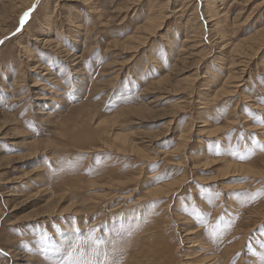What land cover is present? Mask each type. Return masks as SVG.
<instances>
[{
	"label": "rangeland",
	"instance_id": "374dc122",
	"mask_svg": "<svg viewBox=\"0 0 264 264\" xmlns=\"http://www.w3.org/2000/svg\"><path fill=\"white\" fill-rule=\"evenodd\" d=\"M0 41V264H264V0H0Z\"/></svg>",
	"mask_w": 264,
	"mask_h": 264
},
{
	"label": "snow or ice",
	"instance_id": "6c2138e0",
	"mask_svg": "<svg viewBox=\"0 0 264 264\" xmlns=\"http://www.w3.org/2000/svg\"><path fill=\"white\" fill-rule=\"evenodd\" d=\"M31 11V10H29ZM29 12H26L21 18V25L28 18ZM19 31V29H18ZM2 43V41H0ZM243 159V157H241ZM77 236L74 235L68 239L54 242L47 235L44 236V242L47 249L52 252V264H111L108 254L102 256L99 252L100 246L105 243L103 240L96 239L93 241L95 247L91 252L85 253L79 251L77 253ZM97 257H100L97 259Z\"/></svg>",
	"mask_w": 264,
	"mask_h": 264
},
{
	"label": "bare ground",
	"instance_id": "6f19581e",
	"mask_svg": "<svg viewBox=\"0 0 264 264\" xmlns=\"http://www.w3.org/2000/svg\"><path fill=\"white\" fill-rule=\"evenodd\" d=\"M150 27V26H149ZM137 28V27H136ZM151 28V27H150ZM216 64V63H215Z\"/></svg>",
	"mask_w": 264,
	"mask_h": 264
}]
</instances>
